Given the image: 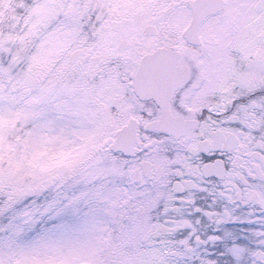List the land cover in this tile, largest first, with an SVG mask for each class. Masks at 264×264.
Masks as SVG:
<instances>
[{
	"label": "flooded vegetation",
	"instance_id": "af4514ba",
	"mask_svg": "<svg viewBox=\"0 0 264 264\" xmlns=\"http://www.w3.org/2000/svg\"><path fill=\"white\" fill-rule=\"evenodd\" d=\"M84 1L88 3L84 25L90 24V28L86 27L87 35L71 50L84 52L73 62H69L68 56V64H93V73L95 62L118 66L114 74L120 78L122 91L112 106L117 119L110 140L114 142L116 133L132 124L134 154L127 156L123 151H113L112 143L109 149L134 164L141 159L147 161L136 169L137 180L148 178L165 187L171 182V187L185 196L177 202L181 207H173L169 202V211L176 220L173 230L163 233L164 238L172 243L180 233L190 231L194 236L197 230L203 237L232 214L248 213L249 209L243 205L259 203L260 197L250 191L246 176L250 168L255 169L257 163L264 162L260 156L264 148L249 139L247 133L252 129L244 125V114L238 115V123L226 115V110L237 96L264 87V17L251 15L254 7L264 10V0H208V9L198 25L194 23L191 5L196 0H128L123 2L126 7L119 16L104 7L114 0ZM210 23L216 33L211 43L215 45V62H228L223 75H215V86H210L208 76L197 69L198 55L192 58L186 53L187 49L196 51L207 42L210 44L211 40L203 35ZM160 48H168L167 60L176 58L172 75L141 77L137 84L146 93L165 92L177 85L172 96L166 98L169 113L164 124L186 123L188 128L180 136L149 127L150 123L161 120V107L154 98L138 96L133 87L143 57ZM95 78L91 76L92 80ZM249 113L248 123L259 128V118L251 109ZM211 152L225 155L218 157L214 164H205L204 154ZM229 153L234 159L238 157L235 164L229 160ZM225 165L231 169V175L225 171ZM117 174L119 180H125L128 175L121 174V170ZM237 203L241 207H236ZM196 206L207 211L202 213ZM258 225L257 221L251 225L228 226L235 237L254 241L256 235L247 229ZM248 240L241 239L240 243ZM193 242L198 247L206 243L209 248L215 243L212 239ZM179 246L177 243L176 247Z\"/></svg>",
	"mask_w": 264,
	"mask_h": 264
},
{
	"label": "snow or ice",
	"instance_id": "6c2138e0",
	"mask_svg": "<svg viewBox=\"0 0 264 264\" xmlns=\"http://www.w3.org/2000/svg\"><path fill=\"white\" fill-rule=\"evenodd\" d=\"M44 7L43 3L15 0L13 18L27 21ZM87 7L73 3L59 5L62 15L57 16V23L74 9ZM104 7L119 16L126 5L114 0ZM26 35L5 34L0 27V52L9 57L8 64L0 65V177L9 181L0 191V264H264V209L261 208L264 162L250 168L246 176L250 191L260 197L259 203L243 205L249 209L248 213L232 214L203 237L198 230L194 236L190 231L182 232L177 241L170 243L163 235L173 230L176 220L169 211V202L173 207H181L177 202L185 196L176 192L171 182L165 187L148 178L137 180L134 173L140 163L147 162L143 159L135 164L126 161L123 169L128 175L119 182L74 171L77 161L68 159L71 142L60 131V122L66 114L50 86L33 79L36 53L24 46L14 51L5 46L10 40H19L24 45ZM249 109L259 118V128L248 123ZM241 112L244 125L252 129L247 133L249 139L264 148V87L237 96L226 115L239 123L237 117ZM53 144L59 145L54 153L50 149ZM223 155L205 153L204 163L214 164ZM227 155L235 164L238 157ZM44 156L49 158L42 159ZM260 156L264 161V153ZM26 166L37 174L48 173L54 190L47 184L38 191L31 187L24 190L11 183L9 178ZM225 171L231 175L228 165ZM196 207L202 213L207 211ZM236 207L241 205L237 203ZM101 210L106 213L105 227L95 245L83 248L75 244L73 234L83 224L92 222ZM257 221L258 227L247 229L256 235L254 241L235 237L228 227ZM38 238L46 242L35 243ZM209 239L215 241L212 248L206 243L198 247L193 242ZM241 239L248 243L241 244Z\"/></svg>",
	"mask_w": 264,
	"mask_h": 264
},
{
	"label": "rangeland",
	"instance_id": "374dc122",
	"mask_svg": "<svg viewBox=\"0 0 264 264\" xmlns=\"http://www.w3.org/2000/svg\"><path fill=\"white\" fill-rule=\"evenodd\" d=\"M128 0H120L123 2ZM29 3H43L46 7L34 13L27 21L14 19L15 0H0V21H7L6 25L0 24L5 34L16 33L25 34L24 45L19 40L8 41L5 46L12 48L24 46L32 49L37 60L32 69L33 79L43 81L50 86L51 93L56 97L64 111L65 118L60 122V131L71 143L68 147L71 153L68 159L76 160L74 171L89 176H97L101 179H110L119 182L117 172L126 175L123 164L130 159L115 155L109 149L110 137L115 130V120L117 115L113 109L119 100L121 83L115 64H99L95 62V72H92L90 65L71 66L68 64V56L71 50L80 43L87 35L86 27L90 28L87 22L86 8L74 9L67 16H63L61 22L57 23V16L62 15L58 11V6L64 3L86 5L84 0H68L59 3L56 0H28ZM251 15L256 14L258 18L264 17V10H256L254 7ZM22 9H16L21 12ZM86 30V31H85ZM213 23L209 24L203 32L205 38L215 37ZM208 42L204 48L196 51L187 49V56L198 55L195 60L198 70L208 76L210 86H215V75L222 76L224 66L227 68L228 62H215V45ZM193 58V57H192ZM9 57L0 52V65L8 64ZM31 63V60H29ZM88 71L87 74H84ZM96 76L94 80L91 76ZM118 80V81H117ZM96 82V83H95ZM116 82V83H115ZM118 94V95H117ZM112 107V108H111ZM110 141V142H109ZM53 153L59 150V145L50 146ZM48 156L42 159H48ZM121 164V168L119 169ZM10 179L17 188L28 190H39L47 184L54 190V182H50L48 173H34L27 166L21 168ZM9 181L0 177V191L3 190L5 183ZM106 213L101 210L96 218L83 224L77 232L73 234L72 240L75 244L83 248H92L96 243V238L102 235L105 227L104 216ZM38 238L35 243H45Z\"/></svg>",
	"mask_w": 264,
	"mask_h": 264
},
{
	"label": "water",
	"instance_id": "95a60500",
	"mask_svg": "<svg viewBox=\"0 0 264 264\" xmlns=\"http://www.w3.org/2000/svg\"><path fill=\"white\" fill-rule=\"evenodd\" d=\"M195 20V25H198L202 16L205 14L208 9L209 2L208 0H196L191 2ZM84 52L83 49H77L70 53L69 62H73L80 57ZM169 54L168 48H160L152 54H149L141 60L138 69L135 74V82L133 83L134 90L138 96L141 98H154L158 105L161 107L162 117L161 120L154 121L150 123L149 127L156 130L167 131L174 134L175 136H180L184 134L188 126L182 122H174L171 124H164V121L167 119L169 113L168 109V99L174 93V90L177 88V85H172L170 89L165 92H148L139 88L137 84V79L147 76H161L168 77L172 75L175 70V65L177 63L176 58L172 60H167L166 55ZM171 72V73H170ZM167 87V86H166ZM163 97V98H161ZM133 125L129 124L124 126L121 130L116 133V140L111 145V149L114 151H123L127 156H132L134 154V135H133Z\"/></svg>",
	"mask_w": 264,
	"mask_h": 264
},
{
	"label": "trees",
	"instance_id": "16d2710c",
	"mask_svg": "<svg viewBox=\"0 0 264 264\" xmlns=\"http://www.w3.org/2000/svg\"><path fill=\"white\" fill-rule=\"evenodd\" d=\"M229 227V226H228Z\"/></svg>",
	"mask_w": 264,
	"mask_h": 264
}]
</instances>
